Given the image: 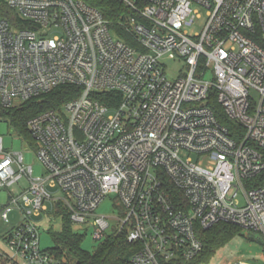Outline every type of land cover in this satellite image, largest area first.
Returning <instances> with one entry per match:
<instances>
[{"label":"built area","instance_id":"1","mask_svg":"<svg viewBox=\"0 0 264 264\" xmlns=\"http://www.w3.org/2000/svg\"><path fill=\"white\" fill-rule=\"evenodd\" d=\"M117 1L121 33L81 0H5L0 105L71 98L28 121L45 176L0 137V219L21 215L0 248L10 264H68L41 248L47 203L95 240L126 233L133 264L195 261L200 233L222 223L264 237V0ZM167 61L184 64L178 79ZM106 201L113 218L98 214Z\"/></svg>","mask_w":264,"mask_h":264},{"label":"trees","instance_id":"2","mask_svg":"<svg viewBox=\"0 0 264 264\" xmlns=\"http://www.w3.org/2000/svg\"><path fill=\"white\" fill-rule=\"evenodd\" d=\"M81 1L99 10L109 21L114 31L123 32L120 23L127 15V10L117 0ZM0 14L5 17L15 15L12 10L7 8L5 0H0ZM70 99L67 96L66 89L62 88L50 95L26 102L17 108L8 109L0 105V119L13 125L21 138L32 147H35V142L28 128V121L43 112L60 107ZM215 111L221 122L231 130L236 129V126L225 118L219 107H215ZM56 216L63 220L64 229L60 234L56 235L53 234V229L48 231L52 235L55 248L47 249V251H50L60 261L67 262L68 264H133L132 255L134 248L128 241L126 233H115L106 236L98 249L90 253L82 247L83 236L73 232V224L69 213L64 208L59 207ZM200 235L204 243V251L201 257L195 261L178 264H210L217 252L225 247L233 238L245 236L241 228L223 223L215 225L207 231H202ZM247 238L250 241H257V238L251 236ZM259 239L258 241L261 243L264 252V237ZM3 260L8 261L0 255V264H4Z\"/></svg>","mask_w":264,"mask_h":264},{"label":"rangeland","instance_id":"3","mask_svg":"<svg viewBox=\"0 0 264 264\" xmlns=\"http://www.w3.org/2000/svg\"><path fill=\"white\" fill-rule=\"evenodd\" d=\"M199 14L202 19H198L195 25L189 28L190 35L194 36L196 33H200L204 27L206 21V11L198 8ZM167 76L170 80H176L180 76L181 71L184 69V64L180 61H167ZM0 137L3 139L4 151L6 153H22L24 155V166L32 167L34 172V177L45 176V169L37 158L36 153L27 145V142L21 138L19 133L16 131L13 125L9 122L0 119ZM184 158V154L182 155ZM195 158V157H194ZM204 167L211 166L206 160L200 161ZM26 180L20 183L21 187H27ZM20 186H14L11 191L16 195L20 193ZM51 191V195L54 198L59 197V193ZM9 202L8 193L5 191L0 192V207L7 205ZM47 211L41 214L39 218V227L41 229L40 245L43 250L55 248V244L52 240V235L48 232L53 229V234H60L64 229L63 220L60 218L51 219L52 205L50 203L46 204ZM98 214L101 216H108L113 218L116 215L114 208L110 201L103 203L99 209ZM21 215L18 211L10 215V224H5L0 219V248L6 249V244L4 242V235L13 227L20 224ZM111 224L114 225L113 219H110ZM72 230L74 233L83 236L82 247L85 251L93 253L101 245L103 240H95L93 237V231L89 230L86 232L83 226L73 225ZM245 236H237L233 238L225 247L220 249L210 264H236V263H251V264H264V252L261 243L258 241L262 238L256 232L243 230ZM251 236L257 238V241H250L247 237ZM260 240V239H259ZM4 264H10L8 261H4ZM21 264H25L22 263Z\"/></svg>","mask_w":264,"mask_h":264}]
</instances>
